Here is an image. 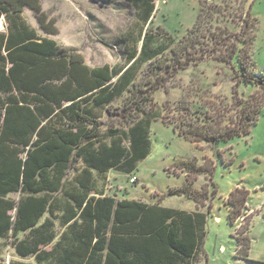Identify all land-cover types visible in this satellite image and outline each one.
I'll list each match as a JSON object with an SVG mask.
<instances>
[{
  "label": "trees",
  "instance_id": "trees-1",
  "mask_svg": "<svg viewBox=\"0 0 264 264\" xmlns=\"http://www.w3.org/2000/svg\"><path fill=\"white\" fill-rule=\"evenodd\" d=\"M125 1L146 25L152 22L156 0ZM25 9L34 12L44 32H52L41 0H0V18L8 25L6 33L0 32V238L19 258L9 264H194L208 213L119 199L105 194L103 184L110 171L131 175L150 155L151 126L161 117L147 108L151 93L196 60L215 56L208 42H230L217 58L231 65L236 87L243 82L264 92V75L256 72L250 55L257 24L252 6L240 32L233 33L214 26L219 7L200 0L185 36L149 27L125 67L93 68L74 48L41 36L25 19ZM214 27L220 33H212ZM234 94L239 122L233 128L219 132L192 124L180 127L184 138L197 144L249 134L261 103L243 104L237 89ZM117 101L123 106L112 112ZM102 112L117 117L122 127L102 131ZM182 171L187 184L171 195L203 204L204 194L188 177L199 170L183 162ZM247 199L240 188L230 194L232 222ZM248 246L246 240L247 251Z\"/></svg>",
  "mask_w": 264,
  "mask_h": 264
},
{
  "label": "rangeland",
  "instance_id": "rangeland-1",
  "mask_svg": "<svg viewBox=\"0 0 264 264\" xmlns=\"http://www.w3.org/2000/svg\"><path fill=\"white\" fill-rule=\"evenodd\" d=\"M209 1L221 11L213 25L222 30L227 26L233 33L240 32L243 16L252 6L257 24L250 55L256 72L264 75V0ZM41 4L45 25L52 32H44L29 9H25L26 20L41 36L55 40L61 47L74 48L91 68L125 67L128 54L135 47L141 48L143 32L149 27H163L178 38L185 36L200 10V0H156V13L146 25L138 10L125 0H41ZM0 23L2 30L5 20L1 18ZM221 29L210 31L218 34ZM208 43L207 47L217 50L215 56L196 60L169 77L165 88L151 93L152 102L147 108L161 115L151 126L152 151L131 175L110 171L104 192L119 199L161 202L166 207L193 211L198 205L196 200L171 195V191L187 184L182 163H191L199 173H191L189 181L194 190L204 194L200 207L208 213L202 250L194 264H264V92L243 82L236 87L231 65L217 58L226 53L230 42ZM236 89L243 104L261 103L249 134L197 144L184 138L180 127L187 129L192 124L193 128L199 125L219 132L233 128L239 122ZM122 104L115 102L111 111ZM98 122L102 131L112 125L122 127L117 117L103 112ZM236 188L247 191L248 199L246 208L232 222L233 206L228 201ZM242 228H247L246 234ZM246 240L248 251L244 248ZM4 243H0V264L11 260L10 248L6 249Z\"/></svg>",
  "mask_w": 264,
  "mask_h": 264
},
{
  "label": "crops",
  "instance_id": "crops-1",
  "mask_svg": "<svg viewBox=\"0 0 264 264\" xmlns=\"http://www.w3.org/2000/svg\"><path fill=\"white\" fill-rule=\"evenodd\" d=\"M24 16H25V10H24ZM1 18H3L4 20H5V17L4 16H2ZM0 18V19H1ZM26 19V18H25ZM28 22V21H27ZM5 26H3V29L2 30H0V32H2V33H6L7 32V27H8V25H7V22H6V20H5ZM29 23V22H28ZM30 24V23H29ZM0 25H1V23H0ZM31 25V24H30ZM32 26V25H31ZM33 27V26H32ZM34 28V27H33ZM36 29V28H35ZM110 173V172H109ZM109 173H108V178H109ZM161 203V202H160ZM162 205V204H161ZM163 206V205H162ZM166 207V206H165ZM170 208H173V207H170ZM201 210V207H200V205H197V207H196V209L195 210H193V211H188V212H194V211H197V210ZM184 211H186V210H184ZM3 243V242H5V240L4 239H1L0 238V243ZM1 245V244H0ZM5 247H6V249L9 247L10 249V252H11V255H10V259L11 260H19V258L17 257V255L15 254V251H14V249L13 248H11L10 246H8L7 244L6 245H4ZM0 251H1V249H0ZM10 260V261H11ZM10 261H6V263L5 264H9L10 263ZM33 262V260L32 259H30V260H28V262Z\"/></svg>",
  "mask_w": 264,
  "mask_h": 264
},
{
  "label": "built area",
  "instance_id": "built-area-1",
  "mask_svg": "<svg viewBox=\"0 0 264 264\" xmlns=\"http://www.w3.org/2000/svg\"><path fill=\"white\" fill-rule=\"evenodd\" d=\"M131 182H135V178H132V179H131Z\"/></svg>",
  "mask_w": 264,
  "mask_h": 264
}]
</instances>
